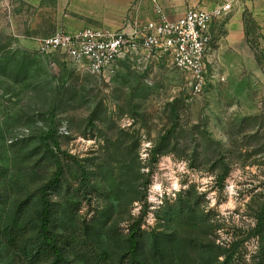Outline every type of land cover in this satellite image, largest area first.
<instances>
[{"label": "rangeland", "instance_id": "rangeland-1", "mask_svg": "<svg viewBox=\"0 0 264 264\" xmlns=\"http://www.w3.org/2000/svg\"><path fill=\"white\" fill-rule=\"evenodd\" d=\"M13 3L0 0V264H29L44 197L66 264H127L132 231L146 264H264V68L214 67L196 94L165 51L138 50L97 76L20 38Z\"/></svg>", "mask_w": 264, "mask_h": 264}, {"label": "crops", "instance_id": "crops-1", "mask_svg": "<svg viewBox=\"0 0 264 264\" xmlns=\"http://www.w3.org/2000/svg\"><path fill=\"white\" fill-rule=\"evenodd\" d=\"M11 19L15 31L25 41L38 40L65 30L75 32L85 27L120 29L139 4L144 19L155 18L151 0H14ZM170 18L182 16L191 8L214 10L228 2L231 12L217 19L212 27L213 41L207 61L209 71L223 65L264 68V56L258 61L256 52H264V0H160ZM134 15L137 13L133 11ZM255 24L257 34L248 31ZM247 60V62H245Z\"/></svg>", "mask_w": 264, "mask_h": 264}, {"label": "built area", "instance_id": "built-area-1", "mask_svg": "<svg viewBox=\"0 0 264 264\" xmlns=\"http://www.w3.org/2000/svg\"><path fill=\"white\" fill-rule=\"evenodd\" d=\"M151 2L153 19L141 17L139 4H135L132 16L120 29L58 30L41 39L39 49L62 53L72 63L84 64L93 74L107 78L116 74L118 61L130 52L165 51L173 64L191 77L194 92L201 93L210 73L207 56L212 49L213 24L231 12L232 4L228 2L211 11L191 8L182 16L170 18L160 0Z\"/></svg>", "mask_w": 264, "mask_h": 264}, {"label": "trees", "instance_id": "trees-1", "mask_svg": "<svg viewBox=\"0 0 264 264\" xmlns=\"http://www.w3.org/2000/svg\"><path fill=\"white\" fill-rule=\"evenodd\" d=\"M63 167L59 168L54 176L52 183L60 182ZM51 205L44 197V208L41 213V224L37 234L30 236L23 243V254L29 264H40L51 260V264H66L67 259L64 250L58 240L54 237L50 228ZM130 258L127 264H146L139 258L138 244L139 238L135 231H132L128 237ZM22 246V245H21Z\"/></svg>", "mask_w": 264, "mask_h": 264}]
</instances>
